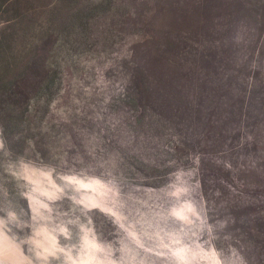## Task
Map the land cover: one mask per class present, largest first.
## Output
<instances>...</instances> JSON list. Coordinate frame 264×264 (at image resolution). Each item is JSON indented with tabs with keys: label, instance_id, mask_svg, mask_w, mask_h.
<instances>
[{
	"label": "rangeland",
	"instance_id": "obj_1",
	"mask_svg": "<svg viewBox=\"0 0 264 264\" xmlns=\"http://www.w3.org/2000/svg\"><path fill=\"white\" fill-rule=\"evenodd\" d=\"M0 264H264V0H0Z\"/></svg>",
	"mask_w": 264,
	"mask_h": 264
}]
</instances>
